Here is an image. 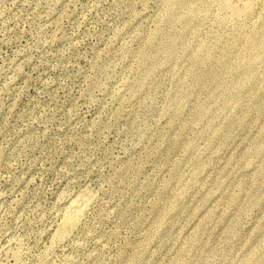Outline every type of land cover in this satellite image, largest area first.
Wrapping results in <instances>:
<instances>
[{
    "label": "rangeland",
    "instance_id": "1",
    "mask_svg": "<svg viewBox=\"0 0 264 264\" xmlns=\"http://www.w3.org/2000/svg\"><path fill=\"white\" fill-rule=\"evenodd\" d=\"M257 2L0 0L1 263L264 264Z\"/></svg>",
    "mask_w": 264,
    "mask_h": 264
},
{
    "label": "bare ground",
    "instance_id": "2",
    "mask_svg": "<svg viewBox=\"0 0 264 264\" xmlns=\"http://www.w3.org/2000/svg\"><path fill=\"white\" fill-rule=\"evenodd\" d=\"M221 5L224 9L231 10L233 12L234 15L233 17L235 18V20L240 21L246 18L248 15L254 13L257 10L259 3L257 2V0H241L240 5L237 4L235 5L233 0H221ZM238 32H239L238 34L239 36L235 37L232 40L231 45H236L243 38L242 29H239ZM249 37L243 38L247 46V55L242 59V62L245 64H249L252 61H256L260 59L264 52L262 41L257 39L255 36H249ZM224 58L222 59L223 62L225 61ZM91 201H92V195L90 194L89 191L78 194L70 201V203L67 206L66 212L62 217L61 222L58 226L59 228H57L58 230L57 236L60 239V241L62 238H64L65 240V236L69 235L71 231L73 232V230L76 229V227H78V224L82 221L84 215L88 211ZM54 239H55L54 241H56L57 237ZM59 239H57V241ZM19 253L21 254V252ZM17 255L20 256L19 254ZM16 258L18 257L16 256ZM0 264H4V263L0 262Z\"/></svg>",
    "mask_w": 264,
    "mask_h": 264
}]
</instances>
